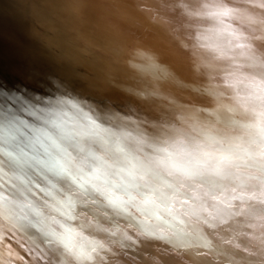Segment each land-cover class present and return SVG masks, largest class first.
Returning a JSON list of instances; mask_svg holds the SVG:
<instances>
[{"label":"bare ground","instance_id":"obj_1","mask_svg":"<svg viewBox=\"0 0 264 264\" xmlns=\"http://www.w3.org/2000/svg\"><path fill=\"white\" fill-rule=\"evenodd\" d=\"M35 1L6 0V8L0 5V83L4 86L27 90L49 104L71 98L93 118L100 113L119 117L117 122L103 124L116 131L136 135L134 129L147 128L155 137L157 126L175 129L178 134H173L174 146L168 150L176 153L177 162L183 166L210 168L211 157H202L199 151L217 155L214 138L238 140L247 146L248 133L253 130L241 125L257 121L239 108L233 99L235 93L227 92L222 101L207 95L203 89L209 80L201 71L205 64L219 69L227 68L230 62L244 65L245 58L240 53L249 49L235 47L238 43H250L255 56L264 55V25L260 26L259 21L252 23L239 12L243 0H50L54 8L36 6ZM223 8L237 11L229 17L210 14ZM153 28L154 34H147ZM230 33L241 39L232 40L229 46ZM245 37L254 39L246 41ZM221 50L232 59H220ZM194 75L202 82L197 86L199 93L182 85ZM140 79L149 80L152 87L160 89L162 98H139ZM108 81L127 88L119 86L117 90V84ZM218 82H222V77ZM178 98L187 100L190 104L186 106L190 107L180 106ZM84 101L88 103L85 105ZM227 107L236 111L229 112ZM136 113L141 118H136ZM229 120L238 124L229 125ZM186 137L194 143L190 145ZM195 145H200V149ZM97 155L112 164L104 152L98 151ZM228 170L241 180L212 177L218 185L215 188L204 184L193 185L187 192L180 188L171 214L161 206L158 212L163 220L148 221L152 232L139 230L127 223L126 217L117 216L114 223L104 225L114 227L119 223L115 237L84 227V217L62 215L40 194L35 198L26 195L23 204L31 202L49 230L70 234L72 243L86 252L90 251L88 241L94 239L101 240L105 250L92 253L90 259H76L62 245L42 242L45 238L36 228L20 230L14 226L10 213L22 215L25 210L17 213L12 205L9 211L0 212V264H24L25 259L26 264H47L41 256L50 264H123L126 259L127 264H264V217H256L259 226L255 230L245 227L251 221L250 214L264 208L260 203L264 189L252 178L254 168ZM109 178L114 183L121 179ZM4 189L12 191L8 185ZM114 195L128 198L122 191L114 190ZM132 195L141 200L136 192ZM213 195L216 200L211 198ZM233 196L244 200H232ZM185 199L187 204L182 202ZM226 202L232 207H225ZM132 211L140 216L135 209ZM233 212L241 215H232Z\"/></svg>","mask_w":264,"mask_h":264},{"label":"snow or ice","instance_id":"obj_2","mask_svg":"<svg viewBox=\"0 0 264 264\" xmlns=\"http://www.w3.org/2000/svg\"><path fill=\"white\" fill-rule=\"evenodd\" d=\"M246 9L264 15V2H251ZM236 11L235 8H223L210 14L229 17ZM256 22L252 20V23ZM259 22L264 25V20ZM240 39L230 33L229 46L232 40ZM243 39L250 41L254 38ZM235 47L249 49L240 53L245 64L230 62L224 69L212 64L202 65L201 71L209 80L203 91L218 101H222L227 92L235 93L233 99L239 108L257 122L241 125L253 130L248 133L247 146L238 140L221 137L212 139L217 155L200 150V156L211 157L213 164L210 168L188 167L177 162L176 153L168 150L174 146L173 134H178L175 129L157 126L159 131L155 137L147 128L134 129L136 135L116 131L112 127H103V124L117 122L119 117L100 113L93 118L71 98H61L56 104H49L42 96L0 83V190L5 185L12 190L10 195H0V212L9 211L10 206L25 193L34 198L40 194L45 203L51 201L62 215L77 219L84 217V227L94 229L97 234L115 237L119 223L114 227L104 225L114 223L117 216L126 217L127 223L139 230L152 232L148 221L153 218L163 220L158 212L161 206L164 212L171 214L174 197L180 188L186 192L198 184L215 188L218 185L212 177L239 182L241 178L229 168H254L256 171L252 178L264 189V55L255 56L250 43H238ZM219 58L232 59L223 50ZM221 77L222 82H218ZM83 103L86 105L88 101ZM224 107L221 103V108ZM226 110L236 111L232 107ZM227 123L238 124L235 120ZM115 126L120 127V124ZM186 139L190 145L194 143L192 138ZM195 147L199 150L201 146ZM98 151L104 152L112 164L98 156ZM110 176H119L120 182L114 183ZM114 190L122 191L128 198L115 196ZM133 191L141 200L132 195ZM169 192L173 196H169ZM211 198L217 199L214 195ZM232 200L243 201L244 197L233 196ZM182 202L187 204L188 200ZM260 203L264 204V200ZM225 207L232 205L226 202ZM21 209L27 211L22 215H9L14 226L20 230L36 228L45 238L42 242L62 245L68 255L76 259H90L92 253L105 250V244L94 239L88 241L90 251L86 252L72 243L70 234L49 230L42 214L31 202H25ZM133 209L140 213L139 217L133 214ZM241 212L231 214L239 216ZM250 215L251 221L245 227L255 230L259 226L255 222L256 217H264V208Z\"/></svg>","mask_w":264,"mask_h":264},{"label":"water","instance_id":"obj_3","mask_svg":"<svg viewBox=\"0 0 264 264\" xmlns=\"http://www.w3.org/2000/svg\"><path fill=\"white\" fill-rule=\"evenodd\" d=\"M7 1H10V0H7ZM45 2V3H44ZM34 4H36V6H40L41 4H45V5H47V6H50V7H55L54 5V3H52L50 0H48V1H46V0H36L35 2H34ZM0 5H2V6H4L5 8H6V6H7V4H6V0H0ZM8 9H9V7H8ZM141 12V11H140ZM142 13V12H141ZM145 19H147L146 18V16H145ZM154 19L155 18H152V20H153V22H154ZM42 22H43V20H42ZM178 23H180L181 21H177ZM44 23V22H43ZM148 23H152V21H149ZM39 24H41V23H39ZM52 26H55V25H52ZM174 26V25H173ZM167 28H168V31L169 32H173L172 30H171V27H166V30H167ZM155 28H153V30H152V32L150 33H147V34H150L151 36L154 34V30ZM138 32H141V34H143V33H145L144 31H138ZM133 35V34H132ZM168 36V35H167ZM169 38V37H168ZM130 40V39H129ZM127 41V40H126ZM132 41H133V38H132ZM128 44H129V42H128ZM152 52V51H151ZM195 77V78H194ZM193 78V79H192ZM177 79H179V77L177 78ZM198 78H197V76L196 75H194V76H189V79H186L185 80V82L182 84L183 86H187V88L188 89H190V91H192L193 93H199V92H201V89H198V87L197 86H199V84L200 83H202V82H200V81H198L197 80ZM131 80V79H130ZM129 79H126V81H130ZM181 79H179V81H180ZM108 82H110L111 84H117L116 85V89L118 90V88H120V87H122V88H127V87H125V86H123V85H119L118 83H115L114 81H108ZM142 83V85L140 86V85H138L137 84V86L138 87H140V88H138V91L140 92L141 91V93H139V94H141V96H139V98H143V99H152V100H156V101H159L160 100V98H162V95H161V90L159 89V91H158V89L157 88H154V87H152V85H151V82L149 81V80H141L140 79V83L139 84H141ZM120 86V87H119ZM203 89V88H202ZM129 91V90H128ZM137 91V92H138ZM136 92V91H135ZM122 93L125 95H128V93H126L125 91H123L122 90ZM130 93V92H129ZM133 93V92H132ZM164 93H167V92H164ZM135 95V97H136V94L137 93H134ZM143 95V96H142ZM132 98V99H135L136 100V98ZM165 97H168L167 95L165 96ZM151 100V101H152ZM178 102H180V106H182L183 105V107H190V106H186L187 105V100H185V99H183V98H178ZM190 103H188V105H189ZM122 110V109H121ZM143 113V112H142ZM140 113H136L135 114V117L137 118H141L140 117ZM132 119V118H131ZM152 120H154V118H152ZM155 121V120H154ZM183 146H187V147H193V146H188V145H186V144H183ZM8 188V187H7ZM9 189H3V190H0V193L2 194V195H10V192L8 191ZM26 195H29L28 193H25L24 194V196L23 197H19V199H21V201L22 202H18V204L16 203V204H14V206H15V208L17 209L16 210V212L17 211H19V209H21V205H23V202H24V200H25V196ZM25 211H26V209H24ZM18 213V212H17ZM31 249V248H30ZM32 249H34V248H32ZM40 249V248H39ZM33 251V250H32ZM36 251V250H35ZM41 255L39 254V257H40ZM115 257H117V256H115ZM40 259L42 260V259H45L48 263L47 264H50L49 263V261H48V259L46 258V257H40ZM127 260L128 259H126V260H123V264H127L126 262H127ZM25 261H26V259H25ZM25 261L23 260V263L24 264H26L25 263ZM116 261V260H115ZM120 264H121V262H120Z\"/></svg>","mask_w":264,"mask_h":264},{"label":"rangeland","instance_id":"obj_4","mask_svg":"<svg viewBox=\"0 0 264 264\" xmlns=\"http://www.w3.org/2000/svg\"><path fill=\"white\" fill-rule=\"evenodd\" d=\"M244 3L243 6H241L240 8H238L239 12L240 13H243V15H246V18L249 19V21H252L253 19L256 20L257 22L258 21H261V20H264V15H259L257 14L256 12L254 11H248L246 9V6L251 3V2H255V3H259V0H250V1H246V0H243L242 1ZM248 16V17H247ZM258 18V19H257ZM261 26V24H259ZM261 29V28H260Z\"/></svg>","mask_w":264,"mask_h":264}]
</instances>
